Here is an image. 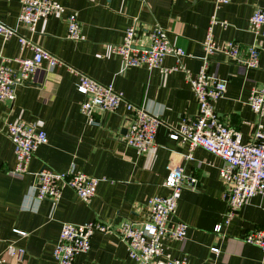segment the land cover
<instances>
[{"label":"crops","instance_id":"1","mask_svg":"<svg viewBox=\"0 0 264 264\" xmlns=\"http://www.w3.org/2000/svg\"><path fill=\"white\" fill-rule=\"evenodd\" d=\"M77 13L83 40L67 37V26L60 15L40 20L36 32L29 34L18 26V0H0V20L16 27L20 35L57 56L63 64L52 70L39 69L16 88L13 103L0 101V258L1 264H56L52 251L63 222L102 221L118 227L124 220L147 216V199L164 196L163 185L169 167L181 165L184 173L195 176L196 189L182 187L178 193L176 220L188 225L184 240H166L173 257H186L188 264H264V251L246 242L254 230L264 228V194H258L237 213L228 225L223 223L227 210L226 185L220 177L224 160L202 147L188 145L169 137V127L177 126L183 116H194L198 105L184 71L161 72L156 68L134 66L121 71L123 61L112 52L125 29L135 25V45L145 46L154 25L167 29L174 46L187 53L180 59L191 74L197 73L203 58L207 71L227 82L224 97L214 110L242 133L249 142L257 114L249 104L252 89L264 85V35L249 31L248 24L264 0H57ZM211 19L215 22L211 23ZM217 45L239 43L244 54L257 45L260 64L249 68L222 51L207 53L203 47L208 34ZM33 51L22 47L18 36H0L2 58L30 57ZM176 57L167 55L163 66L173 67ZM9 65L15 66L14 62ZM67 66L103 84L112 83L131 103L143 106L161 120L155 145L145 154L121 141L125 133V107L95 114L96 124H88L80 110L82 95L76 90L78 76ZM34 123L46 132L47 143L33 153L26 173L13 171L15 155L7 123ZM48 168L56 172L83 171L99 178L95 194L82 201L69 187L53 205L37 200L33 189L34 172ZM23 231L25 235L17 233ZM23 248L20 259L7 249ZM219 247L220 253L211 252ZM73 264H135L127 255L125 243L113 232L95 231L87 252L76 255Z\"/></svg>","mask_w":264,"mask_h":264},{"label":"built area","instance_id":"2","mask_svg":"<svg viewBox=\"0 0 264 264\" xmlns=\"http://www.w3.org/2000/svg\"><path fill=\"white\" fill-rule=\"evenodd\" d=\"M20 9L17 17L18 26L29 34L36 32L40 20L51 15H60L67 26V37L83 40L85 37L75 10L70 9L57 0H18ZM230 0H216V4H227ZM215 22L211 19V23ZM249 31L255 35H264V8L257 6L249 19ZM0 36L8 39L18 36L21 46L33 51L32 56H16L2 58L0 63V101L13 103L16 88L27 84L31 76L39 69L52 70L63 64L57 56L44 47L34 43L31 37L20 35L16 27L7 26L0 20ZM203 47L207 53L222 51L231 59L249 68H257L260 64V50L257 45H250L243 54L237 42L229 41L224 47L217 45L212 35L208 34ZM112 52L121 57L123 67L145 66L149 69L170 72L181 69L189 82L198 105L194 116H183L177 126L169 127V137L188 145L186 159H192V150L202 147L209 153L220 157L225 164L220 169V177L226 185L224 198L227 210L223 223L215 225L219 231L228 225L237 213L258 194H264V85L255 86L249 97V104L257 114L259 121L255 126L249 142H243L242 133L227 123L214 110V103L224 97L227 82L207 71V58L204 57L197 73L191 72L180 63L187 53L181 47L174 46L167 37V29L154 25L147 45H135V25L125 29L122 41L112 47ZM167 55L176 57L173 67L163 66ZM14 62L15 66L9 65ZM77 74L76 90L82 95L80 110L88 124H96L95 114L113 111L120 104L125 107L123 119L125 133L121 141L133 147L138 153L145 154L155 145L157 130L161 120L143 106L129 102L121 91L112 83L103 84L85 73L67 66ZM9 139L13 145L15 166L13 171L26 173L34 151L47 143L44 130L34 123L17 121L7 123ZM99 178L83 171L56 172L42 168L34 172L33 189L37 200H48L53 205L59 200L62 189L69 187L84 202H89L94 194ZM197 179L184 173L181 165L169 167L163 185L169 189L164 196H151L147 199V216L143 219H126L118 227L102 221L85 223L63 222L58 240L52 251L56 264H73L76 255L90 249V241L95 231L115 233L126 246L127 255L135 264H188L186 257H173L166 250L164 241L184 240L188 225L176 220L173 216L177 208L178 193L182 187L196 189ZM25 235L23 231H17ZM246 242L262 248L264 251V228L251 231ZM211 252L220 253L219 247H211ZM7 251L16 254L20 259L23 248L9 245ZM4 262L0 258V264Z\"/></svg>","mask_w":264,"mask_h":264},{"label":"water","instance_id":"3","mask_svg":"<svg viewBox=\"0 0 264 264\" xmlns=\"http://www.w3.org/2000/svg\"><path fill=\"white\" fill-rule=\"evenodd\" d=\"M125 130V129H124Z\"/></svg>","mask_w":264,"mask_h":264}]
</instances>
